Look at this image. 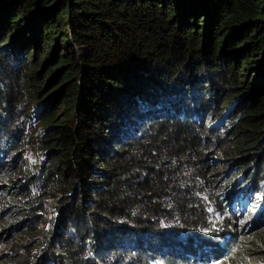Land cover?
<instances>
[{"label": "trees", "instance_id": "1", "mask_svg": "<svg viewBox=\"0 0 264 264\" xmlns=\"http://www.w3.org/2000/svg\"><path fill=\"white\" fill-rule=\"evenodd\" d=\"M263 200L264 0H0V264H264Z\"/></svg>", "mask_w": 264, "mask_h": 264}, {"label": "rangeland", "instance_id": "2", "mask_svg": "<svg viewBox=\"0 0 264 264\" xmlns=\"http://www.w3.org/2000/svg\"><path fill=\"white\" fill-rule=\"evenodd\" d=\"M74 49H75L74 51L80 55H86V53H87L85 48H74ZM72 124H73V122L70 121L69 125H72ZM40 127H41V125L39 124V120L36 119V113L34 112V113L30 114L29 125H28L29 134L27 135V138L31 139V137H33V135L37 132V130ZM19 153L22 155L21 156L22 160L26 161L28 165H30V166H36V165L39 166L40 165V161H39V157H38L39 155L36 154L35 146H33V144L31 142L26 143L25 152H22V150L20 149ZM23 164L25 165V163H23ZM28 169H30V168H28ZM217 171H220L219 167L217 168ZM7 183L12 188L14 185H17L18 182L16 180H14L12 178V176H10V178L7 180ZM12 191L14 192V188H12ZM48 203H49V205L46 207V211L43 214V217L46 220L55 216V214L51 210V206L53 205L54 202H48ZM262 206H263V203H262L261 199H257V201L253 205L251 204L249 206H247V204L245 202H243V208L242 209H241V207L239 208L241 212H243L245 210V216L242 215L243 223L247 224V222L254 220V218L257 217L258 211L262 208ZM209 208H210V206H207V210ZM210 215H211V218L217 219L219 216V213L217 211L211 210ZM5 251H6V246L4 244H1L0 245V254H2V252H5Z\"/></svg>", "mask_w": 264, "mask_h": 264}]
</instances>
